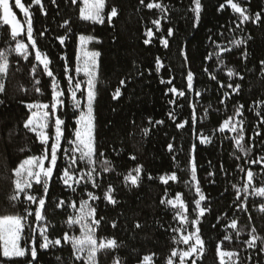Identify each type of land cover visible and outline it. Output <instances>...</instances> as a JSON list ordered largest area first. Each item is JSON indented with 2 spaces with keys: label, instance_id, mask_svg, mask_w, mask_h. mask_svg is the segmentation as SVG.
Returning a JSON list of instances; mask_svg holds the SVG:
<instances>
[{
  "label": "trees",
  "instance_id": "16d2710c",
  "mask_svg": "<svg viewBox=\"0 0 264 264\" xmlns=\"http://www.w3.org/2000/svg\"><path fill=\"white\" fill-rule=\"evenodd\" d=\"M162 2L170 11L168 19L161 21V26L162 29L171 27L174 30L172 37H167L165 31H157L152 20L159 18V12L144 8L139 0H106L105 14L108 15L111 7L115 6L118 16L111 23L106 20L103 25L79 18V0L76 5L71 4V0H56L55 4L52 0H43L47 15L38 10L39 6L31 8L37 45L52 60L50 67L61 81V87L67 84L63 71L65 62L61 57L66 55L69 67L74 69L79 36H92L100 41L94 44V48L101 52L95 105L97 140L100 150L112 161L116 171L101 172L98 178L101 187L93 189L89 185L87 188L101 196L100 200L91 202L96 207V218L103 217L96 236L98 239L114 237L121 244L116 252L122 258L121 264H138L144 254L150 253H156L155 264H166L170 251L177 247L172 240L175 234L171 228L177 227L179 221L173 219L174 210L162 205L160 200L165 197L175 199L180 194L187 205L189 219L196 218V213L193 212L194 200L199 197L192 186L195 181H191L190 174L191 149L195 145L197 179L206 196L201 207L210 210L200 218V234L205 241V252L197 264H219L217 244L228 233L232 234L233 239L223 240V250L238 251L241 264H264V253L253 249L245 251L247 246L243 243L250 239L248 233L252 227H255L258 235L264 237V211L260 209L264 198L248 196V210L242 211L233 188V185L242 187L246 179L238 170L239 165L251 167L257 173V185L264 181V170L258 165L247 163L250 159L264 156V124H260L261 117L256 115L257 111L264 114V105L259 103L264 101V72L260 71L259 63L264 59V25L249 22L242 29H236L237 15L230 8L217 11L224 0H202L204 12L201 23L199 28L193 29L192 13L188 11L190 0ZM239 2L250 13L260 12L264 15V0ZM66 20L71 22L70 31L62 27ZM149 28L156 35L153 42L146 45L144 40L147 37L144 33ZM41 31L44 32L43 36L39 35ZM249 35L252 39L248 41V58L245 60L242 57L245 49L235 48L229 41ZM61 36L67 37L64 45L57 39ZM161 38L169 40L167 48L159 42ZM212 41L233 49L230 53H224V62L227 68H234L243 75L244 80L227 77L226 68L219 62H214L215 56L212 60L206 59L208 54L217 51ZM15 43L9 28L0 26V51L15 48ZM184 53L188 54V61H185ZM157 57L164 65L159 71L156 70ZM36 63L32 56L25 61L15 52L9 54V71L4 80L5 92L0 95V99L4 101L0 104V216L25 214L27 203L11 200L15 193L13 170L28 156L41 154L42 145L35 134L23 127L30 113L24 103H21L50 102L51 78L43 74L42 65L37 67L35 78L30 74L31 67ZM205 68L208 72L204 71ZM189 70L195 76L194 90L186 91L184 98L172 93L166 95L171 85L162 84L161 79L166 81L174 77L173 85L185 90ZM209 73L214 74L216 80H212ZM35 79L40 80L39 85L35 84ZM122 79L125 80V86L119 83ZM217 81L240 84V93L233 94L231 100L224 104L220 103L223 93L231 90L221 89ZM36 87L42 90V95L35 91ZM117 87L121 88L122 95L119 99H113L112 94ZM196 92L201 94L196 96ZM170 99H176L177 105L170 104ZM193 104L196 109L195 122L192 120ZM239 104L244 105L241 119L245 121L244 144L251 147L248 157H244L235 142L229 138L234 134L213 131L233 114L234 105ZM172 111L175 112L177 123L189 122L184 129H178L169 118L168 113ZM65 119L68 123V135L75 122L70 106ZM149 119L163 120L164 124L149 125ZM144 128H150L147 136L143 135ZM257 131L260 132L259 136H255ZM201 133L210 142L201 143ZM169 144L173 145L172 152L168 150ZM132 156L136 159H131ZM61 163L63 161H58V169ZM137 165H143L140 187L126 186L123 176ZM171 173L177 175V182L169 181L165 185L159 180V177ZM149 175L153 179H148ZM109 183L116 189L114 195L118 203L115 206L103 200V192ZM33 191L40 195L42 189L34 185ZM243 198L241 194V200ZM20 199L23 201L22 196ZM81 199H88L83 191L78 189L73 193L53 176L46 204L47 220L52 225L48 232L50 238L62 237L65 232L80 235L79 225L70 229L66 221L74 214L67 202L75 200L79 207ZM59 200L66 202L64 207H56ZM31 207L35 209V205ZM232 219L237 220L238 228H243L239 238L231 228L225 231ZM32 220L33 218H29V222ZM113 222L117 225L115 228L112 227ZM136 223H140L142 228H136ZM189 230L193 229L190 227ZM25 235H28L27 229ZM37 242L39 243V237ZM113 255L112 251L99 252L98 264H112ZM247 256H251L252 260H245ZM38 258L40 264H83L82 261H74L70 244L39 251ZM25 259L27 257L19 258L12 264H24Z\"/></svg>",
  "mask_w": 264,
  "mask_h": 264
},
{
  "label": "snow or ice",
  "instance_id": "6c2138e0",
  "mask_svg": "<svg viewBox=\"0 0 264 264\" xmlns=\"http://www.w3.org/2000/svg\"><path fill=\"white\" fill-rule=\"evenodd\" d=\"M79 18L83 21H89L92 24L105 23V6L106 0H79ZM52 3H56V0H52ZM78 0H71V4L76 5ZM139 4L148 10H157L160 14L159 18L153 19L152 24L156 27L157 31H165L167 37L174 35V30L169 27L162 29L161 21L168 19L169 7L165 5L162 0H139ZM33 6H39L38 10L44 15H47L43 0H0V26H7L10 31L12 40L16 41L15 48L7 51H0V95L4 94L5 86L4 80H6L9 71V54L15 52L18 56L22 57L25 61L32 56L34 61L37 62L31 67L30 74L35 78L37 67L42 65L43 74L47 75L50 80L51 96L50 102L45 103L41 101H33L24 103V106L28 109L30 116L24 121L23 127L31 133L35 134L39 143L42 145L40 155H30L23 159L18 166L13 170L15 193L11 197L15 202H26L27 206L24 209V215L13 214L0 216V264H12L13 261H17L19 258H25L24 264H40L39 251H47L50 248L55 249L63 247L64 244H70L73 250L74 261H82L83 264H98L97 254L101 251H112L114 253L112 264H121L122 258L116 254L117 250L121 247V244L113 238L98 239L96 231L100 226L101 220L96 218V207L91 203L98 201L101 196L95 194L92 191H88L87 188L90 185L93 189L101 187L99 177L101 172H115V166L112 161L107 159L105 153L100 150V145L97 140V123H96V100L98 96L97 84L99 82V57L101 52L89 51L87 45L95 40L96 43L100 41L92 36H79L80 42V56L76 58V64L74 69L69 67L67 56H62L64 60L63 71L67 80L65 87H61V81L57 78L53 68L50 67L52 60L44 53L37 45V39L34 36L33 29V13L31 8ZM225 8H230L233 14L237 15V21L235 23L236 29H242V26L251 22L257 25H264V15L262 13H250L246 6H243L239 0H224L219 4L217 11H224ZM15 9H18L23 15V21L18 18ZM188 11L192 13V28L197 29L200 26L202 13L204 12V5L202 0H190ZM118 16V9L112 6L110 12L107 15V20L111 23L112 19ZM70 21H64L62 27L68 28L70 31ZM235 31V29H233ZM40 36L44 35V32L39 33ZM144 43L146 45L153 42V38L156 33L149 28L145 33ZM223 36V33H220ZM23 37V39H21ZM61 45L65 44L67 37H57ZM252 39L249 35L246 38L230 40L229 43L235 48L243 47L245 50L242 52L243 59L247 60L248 53L246 50L248 41ZM27 41V43L25 42ZM211 41V37H209ZM159 42L167 48L169 46V40L167 38H161ZM217 49L216 52L207 55L206 59L212 60L215 56L214 62L226 68V75L229 78H238L244 80L245 77L237 72L234 68H227L224 62V53L232 52V48L224 46L220 43L212 41ZM185 61L189 60L187 53H184ZM260 71L264 72V59L260 62ZM164 67L159 57L156 59V70ZM219 71V69H217ZM208 72V69H204ZM74 73V74H73ZM83 73L86 78L83 82L77 77ZM212 80H216V76L209 73ZM194 73L189 70L186 74L187 84L185 90H180L173 85V79L163 80L162 84L171 85L167 89L166 95L172 93L177 97L184 98L186 91L194 90ZM120 85L125 86V80H120ZM221 89H230L231 92L225 91L223 93V99L220 103L224 104L225 101L231 100L233 94H239L241 90L240 84L223 83L217 81ZM35 84L39 85L40 80L35 79ZM26 91V89H25ZM37 93L41 95L42 90L39 87L35 88ZM201 93L196 92V96ZM122 95L121 88L117 87L112 94L113 99H119ZM172 105H177L176 99H170L168 101ZM4 101L0 99V104ZM264 105V101H260ZM71 107L72 115L75 116V122L72 126V131L68 132V123L66 122V115L68 107ZM182 107V105H179ZM195 105H192V120L195 122ZM207 115V112H205ZM244 115V105H234V112L223 120L218 129L221 134L232 133L234 135L229 138L235 142V145L239 152L244 154V157H248L251 152V147L244 144L245 141V121L241 119ZM258 117H261L260 124H264V114L260 111L256 112ZM169 118L173 121L178 129H184L188 125V121L176 122L175 112L168 113ZM149 125H162L163 120L152 121L149 119ZM259 127V125H257ZM191 130V127H190ZM143 135L147 136L150 132V128H144L142 130ZM260 132L257 131L255 136H259ZM69 136L71 138H69ZM201 143L210 142L208 137H204L203 134H199ZM255 139V137H253ZM67 145V146H65ZM254 146V145H253ZM168 150L173 151V145H168ZM30 151V149H29ZM175 158V157H173ZM241 157H237L240 159ZM131 159L135 160L136 157L132 156ZM58 161H63L59 165ZM249 165H258L264 170V156L253 158L247 161ZM238 170L246 177L243 186L238 187L233 185L236 191V201L240 202L239 207L242 211H247V199L248 196H256L264 198V181L259 185L255 183V173L251 167L245 168L243 165L238 166ZM190 174L191 181H195L192 185L195 188V192L198 195V199L194 200L195 208L193 212L196 213L195 219H189L188 208L186 203L181 198L180 194H177L175 199L168 197L162 198L160 203L162 205L170 206L173 211V219L178 220L177 227L171 228L173 235L172 240L177 247L170 251V255L166 259V264H197L205 252V241L201 236V229L199 227L200 218L203 217L206 211H210L205 207H201V202L206 200V196L203 194L199 187V181L197 179V165L195 159V145L191 149L190 158ZM56 176L64 186L69 188L73 193H76L78 189L84 192L88 199H81L79 207L75 200L67 202V206L73 210V215L68 217L66 221L68 227L71 229L75 225L80 227V235H69L65 232L62 237L50 238L48 232L52 227L47 220L46 204L48 202V191L53 176ZM214 175V174H213ZM143 177V165H137L132 168L123 176V183L126 186L132 188L140 187V183ZM153 179L151 175L147 177ZM159 180L167 185L169 181L177 182L178 177L175 173L166 174L159 177ZM191 181L189 183H191ZM34 185L40 186L42 192L40 195H36L33 191ZM116 189L109 183L103 192V200L107 203L115 206L118 203L114 193ZM241 194H243V200H241ZM21 196L23 201H21ZM64 200H59L56 204L57 208L65 206ZM35 205V209L31 207ZM261 211H264V204L260 206ZM29 218H33L32 222H29ZM251 219V217H249ZM117 225L112 223V227ZM136 228H142L140 223L135 224ZM193 230H189V228ZM215 227V225H213ZM227 228H231L236 237L239 238L243 232V228H238V222L236 219H232L227 224ZM25 229L28 230V235H25ZM168 229H166L167 231ZM250 239L245 240L243 243L247 246V249L258 250L260 253H264V237L257 234L255 227L251 228L248 233ZM39 237V243L37 239ZM233 236L228 233L223 237V240L231 241ZM223 240L217 244V254L219 256V264H241L240 253L238 251H226L223 250ZM23 241V245L21 244ZM63 242V243H62ZM180 245L185 247L181 248ZM156 253L144 254L138 261V264H155ZM59 260L60 257H57ZM245 260L251 261L252 257L247 256Z\"/></svg>",
  "mask_w": 264,
  "mask_h": 264
},
{
  "label": "rangeland",
  "instance_id": "374dc122",
  "mask_svg": "<svg viewBox=\"0 0 264 264\" xmlns=\"http://www.w3.org/2000/svg\"><path fill=\"white\" fill-rule=\"evenodd\" d=\"M105 9H106V6H105ZM15 11H16V13H17V16H18V18L19 19H21L22 21H23V15H22V13L18 10V9H15ZM105 14V13H104ZM106 20H107V15L105 14V22H106ZM22 39H23V37H22ZM25 42L27 43V41L25 40ZM96 42H95V40H93L92 42H90L86 47H87V49L89 50V51H93V50H95V51H97L95 48H94V44H95ZM80 55H82L81 54V50H80V42H79V46H78V51H77V56H80ZM100 58V57H99ZM98 58V59H99ZM78 79H80L82 82L84 81V80H86V78L83 76V73H81L78 77H77ZM21 244H22V241H21Z\"/></svg>",
  "mask_w": 264,
  "mask_h": 264
}]
</instances>
